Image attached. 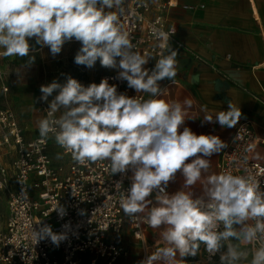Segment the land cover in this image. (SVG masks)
<instances>
[{"label": "clouds", "instance_id": "clouds-1", "mask_svg": "<svg viewBox=\"0 0 264 264\" xmlns=\"http://www.w3.org/2000/svg\"><path fill=\"white\" fill-rule=\"evenodd\" d=\"M125 3L0 0V56L29 57L31 65L35 58L30 55V39L47 46L53 57L75 39L82 45L75 55L77 65L92 68L99 60L102 67L117 70L115 78L126 81L128 88L153 97L145 100L118 93L108 78L87 87L71 76L63 85L54 80L40 87L42 101L48 102L54 91L58 94L48 102L47 116L38 122L39 137L46 140L53 134L55 142L78 164L107 160L113 175L131 171V186L121 194L120 206L132 219L148 209L144 219L152 228L164 226L162 238L167 244L138 264H177V255L180 260L196 256L201 242L209 260L220 253V264H237L242 253L231 240L254 245L250 264H264V191L254 177L212 174L204 183L203 196L184 190L201 179L210 167L209 158L227 145L219 136L197 135L184 126L181 103L155 98L163 92L160 81L174 82L178 53L168 48L154 68L144 67L153 58L135 51L122 30ZM155 36L159 41L170 38L161 30ZM184 104L190 106L191 101ZM241 115L240 107L229 102L227 111L204 120L232 128ZM57 158H62L59 153ZM177 172L184 177L182 189L169 194L167 186ZM153 192L155 204L149 208L153 202L147 198ZM54 211L66 214L61 205ZM33 235L36 243L50 238L56 246L67 238L47 224L33 230ZM225 245L226 251H222Z\"/></svg>", "mask_w": 264, "mask_h": 264}, {"label": "built area", "instance_id": "built-area-1", "mask_svg": "<svg viewBox=\"0 0 264 264\" xmlns=\"http://www.w3.org/2000/svg\"><path fill=\"white\" fill-rule=\"evenodd\" d=\"M177 7V0L156 4L151 0H126V12L120 24L135 51L156 60L162 51L166 53L176 34L167 12ZM156 30L170 38L157 40ZM154 66L148 64L146 68ZM116 76L117 70L113 69L100 82L108 78L110 85L117 86L118 93L148 99L146 93H135L126 81L117 80ZM4 90L8 91L7 85ZM41 96L40 91L38 106L46 117L52 96L48 102L42 101ZM226 145L217 162V174L252 176L264 191V140L258 136L253 120H241ZM0 147L14 153L11 161L0 163V191L7 196V215L0 219V264H119L128 251L117 242V237L127 225L141 243L143 259L164 247L148 242L146 215L139 213L138 218L132 219L120 206L121 194L131 186V171L113 175L107 160L78 164L55 142L53 134L46 140L39 136L27 139L16 111L10 107L0 108ZM54 148L62 158L54 155ZM155 195L153 192L149 196L153 202L150 207L155 204ZM59 205L66 209L63 216L54 211ZM80 210H84L83 215ZM41 224L51 225L53 232L65 233L67 238L59 246L50 238L36 243L33 230L38 231ZM219 230H223L222 225ZM253 247L250 245L252 251ZM222 251H226V245ZM191 257L198 264H209L220 260V253L209 260L206 246L201 242L196 256L183 259Z\"/></svg>", "mask_w": 264, "mask_h": 264}, {"label": "crops", "instance_id": "crops-1", "mask_svg": "<svg viewBox=\"0 0 264 264\" xmlns=\"http://www.w3.org/2000/svg\"><path fill=\"white\" fill-rule=\"evenodd\" d=\"M164 1L166 0H151L154 4ZM177 1L179 7L167 12L170 22L176 28L169 48L178 53L177 75L174 82L168 79L159 82L163 92L155 98L170 104L181 103L185 113L184 126L197 135H216L227 144L240 121L251 119L258 136L264 140V0ZM183 5L191 8L183 9ZM32 41L34 39L29 40L30 45ZM30 55L35 58L31 65L29 57H13L18 61L25 60L26 69L30 70L32 67L35 74H40L43 59L40 49H32ZM151 57L153 59L148 64L154 65L156 59ZM184 60H189L190 64L184 65ZM34 91V84L18 80L11 87L9 99L16 100L18 107L23 104L34 105ZM132 91L135 92L134 89ZM146 97L153 98L149 93H146ZM186 100L191 101L190 106L184 104ZM229 102L240 107L242 113L234 127L221 128L216 122L204 120L206 116L214 118L219 111H227ZM44 116L34 109L31 122L25 123L19 119L20 125L26 124L25 127L21 126L27 139L39 136L38 122ZM182 130L183 126L180 128ZM54 146L56 147L55 144ZM53 152L55 156L59 153L56 148ZM220 154L221 152L209 158L210 167L207 172L202 173L201 179L192 188L184 189L185 191L194 192L196 197L204 195L203 186L207 177L217 174ZM188 162H191V158ZM183 183L184 177L177 172L174 180L167 186L168 193L181 190ZM147 211L148 209L141 214L147 215ZM163 231L164 226H149L148 242L152 246L166 247L162 238ZM127 257L128 255L121 258L119 264H136L127 261ZM180 259L177 255V264H184Z\"/></svg>", "mask_w": 264, "mask_h": 264}, {"label": "rangeland", "instance_id": "rangeland-1", "mask_svg": "<svg viewBox=\"0 0 264 264\" xmlns=\"http://www.w3.org/2000/svg\"><path fill=\"white\" fill-rule=\"evenodd\" d=\"M31 46L32 49H40V53L43 57L40 64V74H35L32 67L30 70L26 69L27 64L24 62L25 60L19 59L18 61L17 58L13 56H0V108L10 106V108L17 111L21 122H29L33 118L32 113L34 109H37L38 112H41L38 103H36V101H38L41 85H48L54 80L63 85L67 82V78L71 76L87 87L91 83L99 84L102 76L113 71V69L102 67L99 60L92 68H88L83 65H77L74 62L75 55L82 45L75 39L70 42H66L63 45L61 52L55 57H53L50 49L47 46L41 47L35 43V40L31 42ZM18 80L29 82L35 85L34 105L23 104L18 107L16 100L11 101L9 99L11 87L13 86V83ZM4 85L8 86V91L4 90ZM57 94L58 90L54 91L52 95L55 97ZM41 113L43 114V112ZM21 125L25 127L26 124ZM13 156L14 153L10 152L9 149L0 147V163L11 161ZM6 215L7 196L3 191H0V219L4 218ZM117 241L121 246L127 249V261L138 264V262L143 259V250L141 249V244L133 237L129 225L124 228V231L117 238ZM229 242L236 245L239 251L242 253L240 259L237 261V264H250L252 258V249L250 248V244L236 240H231ZM246 254L248 257H246ZM187 261H189L188 264H198L195 262L193 257L186 261L182 258V262L184 264H186ZM209 264H220V260H214Z\"/></svg>", "mask_w": 264, "mask_h": 264}, {"label": "water", "instance_id": "water-1", "mask_svg": "<svg viewBox=\"0 0 264 264\" xmlns=\"http://www.w3.org/2000/svg\"><path fill=\"white\" fill-rule=\"evenodd\" d=\"M182 63L186 66L190 64L189 60H184Z\"/></svg>", "mask_w": 264, "mask_h": 264}, {"label": "bare ground", "instance_id": "bare-ground-1", "mask_svg": "<svg viewBox=\"0 0 264 264\" xmlns=\"http://www.w3.org/2000/svg\"><path fill=\"white\" fill-rule=\"evenodd\" d=\"M246 257H248V256L246 255Z\"/></svg>", "mask_w": 264, "mask_h": 264}]
</instances>
